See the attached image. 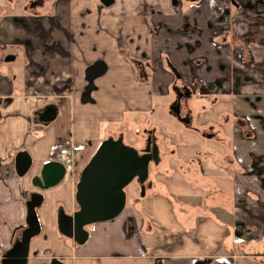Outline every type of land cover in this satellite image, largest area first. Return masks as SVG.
I'll return each mask as SVG.
<instances>
[{
    "label": "crops",
    "instance_id": "obj_1",
    "mask_svg": "<svg viewBox=\"0 0 264 264\" xmlns=\"http://www.w3.org/2000/svg\"><path fill=\"white\" fill-rule=\"evenodd\" d=\"M29 1L0 0V259L26 227V201L32 193H40L42 202L36 207L40 232L30 239L26 264H49L54 257L66 264L77 261L96 264L95 259L123 256L133 260L130 264H197L198 261L251 264L254 259L264 263V127L258 129L254 138L250 134L257 147L249 145L246 138H234L239 144L245 142L232 146V154L245 171L239 172L233 166L228 169L233 183L229 185L226 204L222 196L208 198L203 194L208 187L199 184L197 209L191 212L189 207L183 211L178 208L175 212L184 231L181 241L184 243L191 232L194 238L188 244L196 240L195 244L199 245L196 249H204L203 243H210L211 248H223L214 254L215 258L200 251L154 252L155 242L151 240L154 224L149 220L150 224L141 225L133 209L90 225L84 244H76L57 227L60 209L68 214L77 209L75 184L98 144L107 137L125 135L127 129L138 132L154 122L149 115L152 97L147 92L153 82L147 77V69H144L147 76L139 77L138 71L124 59V53L117 50L123 36L138 41V26L142 25L145 58L152 60L150 54H159L176 66L190 67L195 63L196 71L210 79L220 76L229 79L235 67H242L239 57L228 54L231 52L219 42L220 35H214L207 24L208 19L214 18L215 1L205 0L198 6L189 0H113L109 5L101 0H43L38 7L27 9ZM226 4L224 0L218 1L221 9H226ZM150 9L159 11L155 15L162 20L159 26L150 22ZM150 26L154 30L148 34ZM86 39L88 45L99 40L106 53H82L88 46L84 43ZM158 42L169 44L168 49L158 48ZM261 48L257 58L264 55V47ZM219 49L222 53H218ZM9 54L14 56L13 60L5 61ZM202 58L206 61L196 66V61ZM223 63L226 68L220 66ZM206 64L211 67L209 72L203 70ZM248 68L247 76L256 72L258 81H248L246 87L241 85L242 91L234 82L235 91L241 97L240 93L254 94L259 88L261 100L255 104L256 109L238 98L233 106L244 113L256 111L264 120V87L258 84L264 73L260 75L259 70ZM90 75H93L91 79ZM162 75L166 84L168 75ZM227 84V89L234 91L233 81L227 80ZM137 88L142 90L141 100L137 102L122 92ZM156 90L160 97L157 86ZM47 105L56 107V116L42 123L38 112ZM58 142L65 143L64 146L80 145V155L72 171H66L61 181L42 189L32 178L46 161L55 160L57 151L52 152V147ZM20 151H26L31 158V165L22 176L15 166ZM208 155L204 157L207 159ZM214 169L222 166L217 164ZM216 187L219 188L217 181L210 188L212 193ZM158 198L146 194L143 201L154 203L162 197ZM197 225L198 229L192 231ZM223 225L227 233L220 238L219 229L224 230ZM209 256L213 259L205 260Z\"/></svg>",
    "mask_w": 264,
    "mask_h": 264
},
{
    "label": "rangeland",
    "instance_id": "obj_2",
    "mask_svg": "<svg viewBox=\"0 0 264 264\" xmlns=\"http://www.w3.org/2000/svg\"><path fill=\"white\" fill-rule=\"evenodd\" d=\"M179 16L182 17V13L180 10ZM159 11H155L154 9H150L148 11V18L151 23H155V25L159 26L162 23V20H159L155 17L156 13ZM224 17V22H227V18L232 19L236 14L238 17H248L252 21H254L255 14L254 12H248L245 10H240L239 12H234V9L229 7L228 13L229 17L227 16L226 12H221ZM235 14V15H234ZM257 16V15H256ZM260 17L264 18V12L260 15ZM221 18V17H220ZM244 18H240V21H243ZM166 22V21H165ZM254 23V22H252ZM167 25H170L166 22ZM223 25V21L221 22ZM250 25V24H249ZM249 25L246 23L241 24L243 31L246 28H249ZM225 33H226V24H225ZM256 28V29H255ZM139 33L136 36L138 41H131L129 38L125 39V36L122 37V41L118 43V38L120 34H118L117 43L118 47L117 50L121 53H124V59L132 64L134 70L137 71L138 66H148L150 72L152 70V79L153 86L149 85V92L150 97H152V111L149 114L154 122H152L157 127L158 134L163 137L160 141V145L163 148V155L165 156L164 160L161 161L157 165H152L151 172H150V179L152 180V186L147 187L144 189V194L141 195L142 192L139 194V186L134 181H131L125 188L126 192V205L123 209L125 211H133L135 214L141 219V225H148V221L152 220L154 224V234L152 233L151 240L155 242V249L154 252L157 253H165L171 252L176 254H190L191 253H204V254H211L215 258L214 254L218 252H222L223 248L217 247H209L210 243H203L202 248L204 249H196L195 246H199L196 240H193V244H188L191 239L194 238V234L188 233L185 240L187 242L184 243L181 241L183 227L180 225L178 221V217L176 216L175 212L181 209L183 211L188 208V211L193 212L198 205L195 206V202L200 200V195L198 194V190L201 188L199 184H203L208 187L209 190H203L204 195H207L208 198L212 196H222L226 202L229 201V185H232V176L228 174L229 168L233 166L239 172H244L245 170L242 168L243 164H241L240 160H237V156L232 154V146L235 145H244V143L239 144L235 137H242L246 138L249 145H254L257 147V143L252 142L251 138L248 136V129L249 127L251 131V135H256L258 129H262L264 127V120L263 117L257 114L256 111H252L251 113H244L240 112L239 110L235 109L233 106L234 99H240L245 103H249L250 106H255L258 99L262 96V90L259 88L253 91L254 94H242L240 93L241 97L238 95L237 91L226 92L221 88V82H226L223 78L217 79L218 83H220V87L218 84H214L213 86L207 84L206 82L200 83V85H194L195 91L197 92V96L200 94V98L198 100V104L202 105L201 110H199L198 119L195 120L196 123L199 122H208L214 124V132L215 136L213 138L203 137L201 135H197L195 132L191 131L190 129H186L182 127L179 123H177L169 113L166 108V104L170 99L172 92L171 87H165L162 90V94L159 97L156 86L160 83H164V78L162 74H167L168 71L166 69L167 66V59L166 57H162L159 54L152 55V60L149 58H145L143 56V36H142V25L138 26ZM240 29V31H242ZM250 29H254L253 33L246 36L245 40L238 39L234 43H231V48H235L237 53L234 55L242 54V60L249 63L251 67L257 66L258 62L260 61L251 50L252 48L258 44L257 42H253V36L258 35V31L263 36L264 31L259 29L256 25H251ZM154 30L153 26L148 28V34L152 33ZM127 38V37H126ZM166 38H168L166 36ZM222 43L227 42V36L224 35V40H222V36L219 37ZM85 45L89 44V40H85ZM264 43V37H263ZM153 44H156L154 42ZM122 46V49L120 47ZM158 48H167L169 44L165 42H158ZM82 53H106L103 46L100 44L99 40H97L92 45H88L81 50ZM211 54V53H209ZM205 60L204 58L201 59ZM183 64H179V66H175L178 73H184L186 78L190 76V69L189 67H185L182 69ZM203 70L206 71L205 68ZM264 70V67H263ZM186 71V72H185ZM101 73V72H100ZM95 78V77H94ZM93 78V80H94ZM156 78V80H154ZM234 81L238 82L239 85L246 87L248 83L247 74L244 71H239V69L234 70L232 75ZM257 77L254 79V81ZM258 81V80H257ZM206 83V84H205ZM259 85H263L264 87V76L262 80L258 83ZM217 85V86H215ZM239 91H242V88L239 87ZM103 92V90L101 91ZM123 94L125 96L131 97L133 101L141 100L142 90L137 88L136 90H128L123 89ZM235 97V98H234ZM128 107V106H127ZM232 119L242 120L239 124L243 127H233L232 126ZM233 120V121H234ZM247 122V124H246ZM207 125H201L202 128H206ZM144 128V127H143ZM137 133L132 130H128L123 135V141L126 144H139L142 142L143 139V131L142 129ZM135 132V133H134ZM251 139V140H250ZM249 141H251L249 143ZM246 142V143H247ZM234 147V146H233ZM239 149V146L236 147ZM241 149V148H240ZM172 150V151H170ZM204 153V154H203ZM207 159L204 157L207 155ZM216 155V156H213ZM217 157V158H216ZM215 162V164H214ZM233 163L234 165L230 164ZM221 165L222 169L215 170L214 167L216 165ZM228 167V168H227ZM227 168V170H226ZM231 169V168H230ZM218 182L219 188H215V193H212L210 188L214 185V182ZM197 187V189H196ZM243 189H241L242 191ZM202 192V191H201ZM162 193V196H161ZM148 194L151 195L156 200L154 203L147 201L146 203L143 201L144 196ZM164 196V197H163ZM162 200V201H161ZM140 201V202H139ZM172 202L173 205L170 203ZM138 204V205H137ZM137 205V206H136ZM220 205V204H219ZM174 207V208H173ZM138 210H137V209ZM179 208V209H178ZM226 211V210H225ZM226 215V214H225ZM151 219H150V217ZM150 224V223H149ZM224 230L219 229L220 238H223V235L226 234L227 228L223 225ZM198 229L196 226L192 227V231ZM191 238V239H190ZM237 243V242H236ZM200 244V243H199ZM178 245H181L182 248H179ZM201 245V244H200ZM240 252V251H238ZM123 256V255H122ZM211 256L207 257L205 260L213 259ZM121 257V256H120ZM88 261V260H86ZM90 261V260H89ZM96 264H130L132 259L128 256H123L122 258H107V259H100L94 260ZM72 263L74 260L71 261ZM251 264H261L259 260L254 259V261L250 262ZM1 264V263H0ZM76 264H81V262L77 261ZM197 264H206L205 262H197ZM209 264V263H207ZM264 264V263H262Z\"/></svg>",
    "mask_w": 264,
    "mask_h": 264
},
{
    "label": "water",
    "instance_id": "obj_3",
    "mask_svg": "<svg viewBox=\"0 0 264 264\" xmlns=\"http://www.w3.org/2000/svg\"><path fill=\"white\" fill-rule=\"evenodd\" d=\"M42 0L31 5L40 4ZM109 5L113 0H101ZM8 55L5 60H12ZM93 75H90V79ZM56 107L47 105L38 112V120L46 123L56 116ZM157 149L154 148L156 157ZM151 153L139 154L138 150L123 141L122 135L107 137L81 169L75 184V202L77 209L71 214L63 209L58 211V231L71 238L76 244H84L89 236L91 224L111 220L118 216L126 205L124 188L136 178L143 183L148 177ZM31 165V158L26 151H20L15 157L16 172L22 176ZM66 173L65 166L57 160L46 161L38 175L32 178L34 184L44 189L56 185ZM143 189V186H142ZM42 194L32 193L26 201V227L13 245L1 257V264H26L29 254L30 239L40 232L36 207L42 202ZM49 264H66L62 259L52 258Z\"/></svg>",
    "mask_w": 264,
    "mask_h": 264
},
{
    "label": "flooded vegetation",
    "instance_id": "obj_4",
    "mask_svg": "<svg viewBox=\"0 0 264 264\" xmlns=\"http://www.w3.org/2000/svg\"><path fill=\"white\" fill-rule=\"evenodd\" d=\"M34 1H38V0H30L28 2L27 5V9H34L36 7H38L39 5L42 4V1L40 4L37 5H31V3H33ZM190 2H193L195 4H197L198 6L201 5V3L205 0H189ZM216 5V11L213 13V19H208L207 20V24L210 27V30L213 32L214 35L217 34V36H222V40H224V35L227 36V42H223L221 40H219V42L222 45H225L228 49L229 52L228 53L230 55H232L233 57H235L234 53H237L235 48H231V43H234L235 41H237L238 39H243L245 40L246 36L248 37L249 34H251V32L253 33L254 29H250L251 25H256L257 27H259V29L264 31V18L260 17V15L264 12V0H224L226 1V9H221L222 7H220L218 5V1H222V0H214ZM229 7H231L232 9H234V12H239L240 10H245V11H250V12H254L255 14V19L254 21H252L250 18L248 17H238L239 15L236 14V16H234V18L229 19L227 18V22H224V17L222 16L223 14L221 12H226L227 16L229 17ZM235 15V14H234ZM257 15V16H256ZM221 17V18H220ZM240 18H244L243 21H240ZM223 21V25L221 24V22ZM254 22V23H252ZM246 23L247 25H249V28H246L245 31L243 32V27L240 26L241 24ZM225 24L228 25V28L226 29V33L224 31L225 29ZM227 27V26H226ZM240 29H242V31H240ZM256 29V28H255ZM258 33V35L253 36L254 41L253 42H257L258 44L255 45V47L252 48V52L254 54H252L255 57L259 48H261L262 46L264 47V43H263V37L260 34V31L256 32ZM194 44V43H193ZM188 46H190L188 44ZM262 49V48H261ZM218 53H222V49L218 50ZM264 53V52H263ZM11 55V54H9ZM8 56V55H7ZM237 57H239V60L241 61L242 67H235L236 69H239V71H244L245 73L248 72L249 68L251 66L249 63L245 62L242 60V54L239 53V55H236ZM168 63L166 66L167 69V73H168V82L165 83H160L159 85H157V87L159 88V92L162 94V90L165 89V87L168 88V86L171 87V92L172 95L170 97V99L168 100L167 104H166V108L169 111L170 115L172 117H174L175 121L177 123H179L180 125H182V127L186 128V129H190L191 131L195 132L197 135H201L203 137H208V138H213L215 136V132H214V124L213 123H208V122H199L196 123L195 120L198 119L199 116V110H201L202 105L198 104V100L201 99L199 96H197V92L195 91V86L194 85H200V83H204L206 82L207 84L213 86L214 84H218V86L220 87V83H218L217 79H221L223 78L224 80H226V82H221V88L222 90L226 91V92H231L232 90L227 89L228 88V84H227V80L233 81V88L235 91V86H241L238 84V82L234 81V79L232 78V75L230 77H228L229 79L224 78V76H220L218 78L215 79H210V77L208 76H202L200 73H198L196 71L195 68V63L192 64L189 69H190V76L189 78H186L184 73H178V71L176 70V65L172 64V62L170 61V59L168 57H166ZM205 59V58H204ZM260 61L258 62L257 66H253L250 69L252 70H259V74L262 75L264 73L263 67H264V55H262L260 58H258ZM13 60V59H12ZM6 61V60H5ZM9 61V60H8ZM205 60L201 59L199 61H196V66L198 65H203ZM206 63V62H205ZM207 68L206 71L209 72L211 67L208 66V64H206ZM220 66H222L223 68H226V64H220ZM188 67V66H187ZM231 67V66H230ZM144 69L148 70V76L146 75V72L144 71ZM151 72L148 68V66H138L137 67V71H138V75L139 77H148L150 79H152V70L153 68H150ZM235 70V69H234ZM224 71V69H223ZM183 74V75H182ZM256 72L252 73L251 75L247 76V80L248 81H254V79L256 78ZM258 79H256L255 81H257ZM200 82V83H198ZM234 82H236V85L234 84ZM205 83V84H206ZM194 84V85H193ZM217 86V85H215ZM260 99H258V101H260ZM198 107V109H197ZM255 109L257 108V105L253 106ZM254 115H259L254 114ZM232 119V126L233 127H243L241 124H239L240 122L243 123L242 120H237ZM247 124V122H246ZM201 125H207L206 128H202ZM248 129V136L250 137V129L247 126ZM143 131V139L142 142L139 144V141L137 142V144H129L133 146L134 148H136L138 150L139 154H145V153H151V160L149 162V169H148V177L146 178V180L143 183H140L137 181L136 178H134L132 181H134L136 184H138L139 186V194L140 192L141 195L144 194V189H146L147 187H151L152 186V180L150 179L151 175V167L152 165H157L159 164L161 161L164 160L165 156L163 155V148L160 145V141L163 139L164 136L161 137L160 134H158V130L157 127L154 125L145 127L142 129ZM139 132V131H138ZM137 132V133H138ZM123 137V135H122ZM254 138V136H253ZM156 147L157 149V153H156V157L154 156V148ZM172 151V150H170ZM143 186V189H142Z\"/></svg>",
    "mask_w": 264,
    "mask_h": 264
},
{
    "label": "built area",
    "instance_id": "obj_5",
    "mask_svg": "<svg viewBox=\"0 0 264 264\" xmlns=\"http://www.w3.org/2000/svg\"><path fill=\"white\" fill-rule=\"evenodd\" d=\"M80 155V150L75 146H62L58 149L55 160L61 162L66 171H72L76 158Z\"/></svg>",
    "mask_w": 264,
    "mask_h": 264
},
{
    "label": "trees",
    "instance_id": "obj_6",
    "mask_svg": "<svg viewBox=\"0 0 264 264\" xmlns=\"http://www.w3.org/2000/svg\"><path fill=\"white\" fill-rule=\"evenodd\" d=\"M65 145V143H63V142H58V143H56L55 145H53V147H52V152H55V151H58V149L60 148V147H62V146H64ZM75 146V145H74ZM76 148H78V149H80L81 148V146L80 145H76L75 146ZM123 212V211H122ZM121 212V213H122ZM63 260V259H62ZM64 261V260H63Z\"/></svg>",
    "mask_w": 264,
    "mask_h": 264
},
{
    "label": "bare ground",
    "instance_id": "obj_7",
    "mask_svg": "<svg viewBox=\"0 0 264 264\" xmlns=\"http://www.w3.org/2000/svg\"><path fill=\"white\" fill-rule=\"evenodd\" d=\"M92 225V224H91Z\"/></svg>",
    "mask_w": 264,
    "mask_h": 264
}]
</instances>
